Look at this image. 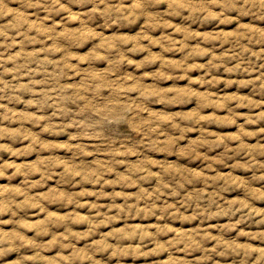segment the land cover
Here are the masks:
<instances>
[{
  "label": "rangeland",
  "instance_id": "374dc122",
  "mask_svg": "<svg viewBox=\"0 0 264 264\" xmlns=\"http://www.w3.org/2000/svg\"><path fill=\"white\" fill-rule=\"evenodd\" d=\"M4 2L0 264H264V16ZM127 89L152 97L145 133L124 121L97 143L76 126Z\"/></svg>",
  "mask_w": 264,
  "mask_h": 264
},
{
  "label": "clouds",
  "instance_id": "9594fccd",
  "mask_svg": "<svg viewBox=\"0 0 264 264\" xmlns=\"http://www.w3.org/2000/svg\"><path fill=\"white\" fill-rule=\"evenodd\" d=\"M26 2L30 3L31 0H26ZM73 3H77L80 5H85L89 3H93L94 0H71ZM160 3L161 0H137L136 7L144 8L146 4L149 3ZM203 5L206 6V9H211L216 6H224L226 8H230L233 11L244 10V11H252L255 10L259 12L262 16H264V0H202ZM0 6L7 7L4 0H0ZM122 10L113 7L112 9L106 10V14H110L113 16V22H119L120 20H126V13L121 14ZM207 18V17H206ZM71 86L61 89L63 95L61 99L64 101L73 100L72 94L69 95V90ZM89 95H93L94 98L100 93V86L96 83H92L89 86ZM131 89H127L122 95L115 96L112 99V102L107 103V107L105 108V103H96L93 104L92 108H85L82 113L85 111L91 113V120L81 119L76 120L74 123L77 127L83 130V133L92 138L95 142L100 143L104 142V138L106 136L105 125H113L119 124L120 122L126 121L128 125H130L131 131L133 133H145L146 129L143 125L140 124V105L144 104V100L151 99V96L145 95L144 92H139V94L133 98L129 93ZM165 101L160 100L157 97V103H164ZM97 104L101 107L102 110L95 111L94 109L97 107ZM65 113L69 111V109H63ZM133 125H136L135 127ZM179 127V125H176ZM150 134V133H149ZM119 153L110 152V155L115 157ZM119 163L120 161H116ZM5 251L4 249H0V252Z\"/></svg>",
  "mask_w": 264,
  "mask_h": 264
}]
</instances>
